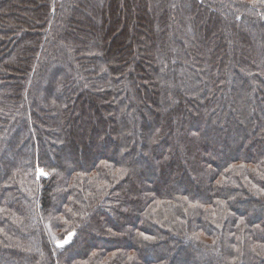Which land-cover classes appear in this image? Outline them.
Returning <instances> with one entry per match:
<instances>
[{
	"label": "trees",
	"instance_id": "trees-1",
	"mask_svg": "<svg viewBox=\"0 0 264 264\" xmlns=\"http://www.w3.org/2000/svg\"><path fill=\"white\" fill-rule=\"evenodd\" d=\"M0 264H264V0H0Z\"/></svg>",
	"mask_w": 264,
	"mask_h": 264
},
{
	"label": "rangeland",
	"instance_id": "rangeland-1",
	"mask_svg": "<svg viewBox=\"0 0 264 264\" xmlns=\"http://www.w3.org/2000/svg\"><path fill=\"white\" fill-rule=\"evenodd\" d=\"M42 175L46 174V172L44 170H41L40 172Z\"/></svg>",
	"mask_w": 264,
	"mask_h": 264
}]
</instances>
